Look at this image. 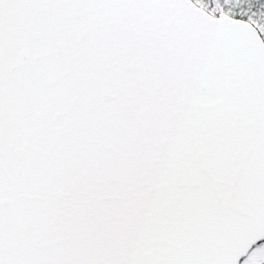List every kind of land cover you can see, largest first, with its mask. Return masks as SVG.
<instances>
[{"label": "snow or ice", "instance_id": "1", "mask_svg": "<svg viewBox=\"0 0 264 264\" xmlns=\"http://www.w3.org/2000/svg\"><path fill=\"white\" fill-rule=\"evenodd\" d=\"M0 264H264V0H0Z\"/></svg>", "mask_w": 264, "mask_h": 264}]
</instances>
